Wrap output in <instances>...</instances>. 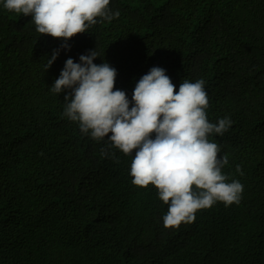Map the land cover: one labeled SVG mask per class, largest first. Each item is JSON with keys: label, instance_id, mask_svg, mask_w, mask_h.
I'll return each instance as SVG.
<instances>
[{"label": "trees", "instance_id": "trees-1", "mask_svg": "<svg viewBox=\"0 0 264 264\" xmlns=\"http://www.w3.org/2000/svg\"><path fill=\"white\" fill-rule=\"evenodd\" d=\"M109 7L120 15L65 49L0 4V264H264V0ZM95 48L94 63L117 70L114 89L130 100L153 66L176 91L185 79L206 81L209 121H233L211 138L229 157V180L244 185L239 204L217 202L164 226L168 205L155 186L133 183V155L83 134L63 114L70 89L51 91L69 57Z\"/></svg>", "mask_w": 264, "mask_h": 264}, {"label": "clouds", "instance_id": "clouds-1", "mask_svg": "<svg viewBox=\"0 0 264 264\" xmlns=\"http://www.w3.org/2000/svg\"><path fill=\"white\" fill-rule=\"evenodd\" d=\"M110 2L0 0L5 9L30 15L40 34L62 38L65 49L75 34L120 15L119 10L112 11ZM58 55L59 50H53L46 69ZM97 57L101 56L96 48L81 54L78 62L69 57L51 91L60 94L70 89L63 114L77 122L83 134L107 139L112 147L133 155V183L155 186L168 205L164 226L190 223L198 210L217 202L239 204L244 185L238 179L229 180L223 171L229 157L221 154V146L211 138L223 135L233 121L230 117L209 121L206 81L185 79L176 91L166 69L153 66L140 77L130 100L125 90L114 89L117 70L106 61L94 63ZM237 171L243 175L239 165Z\"/></svg>", "mask_w": 264, "mask_h": 264}]
</instances>
